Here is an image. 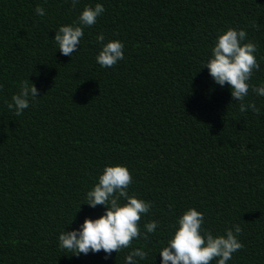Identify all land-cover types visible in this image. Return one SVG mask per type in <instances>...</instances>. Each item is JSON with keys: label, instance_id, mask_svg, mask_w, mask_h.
Returning a JSON list of instances; mask_svg holds the SVG:
<instances>
[{"label": "trees", "instance_id": "1", "mask_svg": "<svg viewBox=\"0 0 264 264\" xmlns=\"http://www.w3.org/2000/svg\"><path fill=\"white\" fill-rule=\"evenodd\" d=\"M97 3L105 11L62 55L55 32ZM229 28L257 45L248 83L264 85V0H0V264H125L133 248L148 253L137 264H161L189 208L202 234L241 227L244 247L226 264H264V97L250 90L261 115L241 113L201 68ZM112 40L124 59L103 68L95 58ZM27 79L39 97L17 116L7 104ZM116 165L132 177L129 196L151 203L141 233L157 229L107 259L62 250L61 232L104 214L85 194Z\"/></svg>", "mask_w": 264, "mask_h": 264}, {"label": "clouds", "instance_id": "2", "mask_svg": "<svg viewBox=\"0 0 264 264\" xmlns=\"http://www.w3.org/2000/svg\"><path fill=\"white\" fill-rule=\"evenodd\" d=\"M79 0H71L75 8ZM105 11L103 5L97 3L94 7L85 6L78 17V25H64L55 32L53 40L64 56H72L77 51L81 38L84 35L83 27H90L97 22V18ZM35 12L44 16L43 7L37 6ZM253 27L258 25L253 22ZM98 42L105 40L101 33L96 37ZM246 32L232 28L218 34L211 49V56L203 62L201 68L206 67L214 82L221 87L227 84L231 89V97L239 102V111L245 113L251 110L257 117L261 109L255 102H246L245 98L252 94L264 97V85H250L253 71H259L260 65L254 53L257 45L248 42ZM124 45L118 40L104 43L96 56V62L103 68H111L118 61L124 59ZM39 97L38 89L28 79L19 82V92L11 97L7 104L9 110H14L20 116L28 109L31 101ZM98 182L86 192L84 204L95 208L105 206L103 215L96 219L85 218L78 230L63 231L58 236L59 247L69 253L79 256L87 255L89 251L98 253L101 250L106 254L105 259L115 252L129 248L133 240L143 235L155 232L157 221L144 225L142 234L139 227L141 214H147L151 207L150 202L129 196L128 188L132 177L124 166H106ZM124 203H121V201ZM204 216L201 212L189 208L176 221L174 234L167 241V245L159 250L161 264H226L232 259V254L242 249L244 245L238 240L242 229L233 225L232 229H225L224 235L213 236L211 232L201 233ZM234 229V230H233ZM148 253L141 248H133L125 255V264H137V258L143 260Z\"/></svg>", "mask_w": 264, "mask_h": 264}]
</instances>
